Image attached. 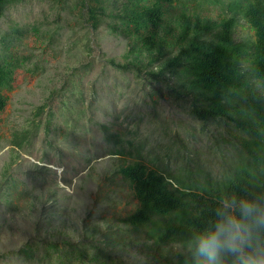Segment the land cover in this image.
I'll list each match as a JSON object with an SVG mask.
<instances>
[{"label": "rangeland", "instance_id": "obj_1", "mask_svg": "<svg viewBox=\"0 0 264 264\" xmlns=\"http://www.w3.org/2000/svg\"><path fill=\"white\" fill-rule=\"evenodd\" d=\"M84 2L15 0L0 17V60L23 63L0 110V264H39L41 240L77 241L98 227L92 236L102 241L111 223H121L137 200L116 148L128 143L126 163L149 164L168 146L180 149L178 162L163 160L172 171L199 163L216 175L225 161L226 120L195 119L160 84L109 63L124 61L132 44L112 29V14L127 0H108L98 27ZM236 38H253L244 19ZM26 129L33 135L14 136ZM113 132L123 140L113 141ZM25 244L39 247L34 258L17 253ZM138 249L124 258L137 259Z\"/></svg>", "mask_w": 264, "mask_h": 264}, {"label": "trees", "instance_id": "obj_2", "mask_svg": "<svg viewBox=\"0 0 264 264\" xmlns=\"http://www.w3.org/2000/svg\"><path fill=\"white\" fill-rule=\"evenodd\" d=\"M13 1L0 0V17ZM107 2L83 3L94 27L102 22ZM112 17L117 22L113 31L119 29L132 44L124 61L109 58V63L162 85L158 89L186 104L195 119L226 120V147L220 150L225 161L216 175L199 163L172 171L163 160L178 162L181 150L172 152L168 146L153 164L126 163L131 150L125 139V148L115 153L122 156L118 170L137 200L135 209L121 223H111L102 241L92 236L98 227L85 230L77 241L41 240L44 254L38 261L187 264L183 241L210 217L216 195L264 182V0H127ZM241 19L252 30V40L236 38ZM22 65L11 55L0 60V110ZM29 135L30 129L14 134L21 140ZM111 136L116 143L123 140L118 132ZM136 246L140 256L130 262L124 253ZM36 247L25 244L17 253L34 258Z\"/></svg>", "mask_w": 264, "mask_h": 264}, {"label": "clouds", "instance_id": "obj_3", "mask_svg": "<svg viewBox=\"0 0 264 264\" xmlns=\"http://www.w3.org/2000/svg\"><path fill=\"white\" fill-rule=\"evenodd\" d=\"M182 248L187 264H264V182L221 190Z\"/></svg>", "mask_w": 264, "mask_h": 264}]
</instances>
